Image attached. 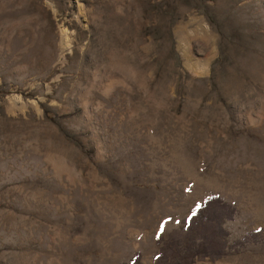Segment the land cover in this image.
Instances as JSON below:
<instances>
[{"label": "rangeland", "instance_id": "rangeland-1", "mask_svg": "<svg viewBox=\"0 0 264 264\" xmlns=\"http://www.w3.org/2000/svg\"><path fill=\"white\" fill-rule=\"evenodd\" d=\"M0 264H264V0H0Z\"/></svg>", "mask_w": 264, "mask_h": 264}, {"label": "trees", "instance_id": "trees-1", "mask_svg": "<svg viewBox=\"0 0 264 264\" xmlns=\"http://www.w3.org/2000/svg\"><path fill=\"white\" fill-rule=\"evenodd\" d=\"M214 196H212V197H210V198H207V199H205V201L203 202V204L199 207V208H197V211L200 213V211L201 210H208V209H210V208H213V204H212V202H213V200H214ZM211 204H212V207H211ZM213 212V210L211 211V213ZM197 217V216H196ZM192 219V218H191ZM193 220H194V218H193ZM191 224V222L190 223H188V225H190ZM210 245H211V241H210ZM212 247H211V250L212 251H209L208 252V250L207 251H205L204 252V254H210L211 252H212V254L211 255H217V256H221V255H223V254H225V251L224 250H222V248H221V246L220 245H218L217 244V242L215 241V239L214 240H212ZM132 263V262H131Z\"/></svg>", "mask_w": 264, "mask_h": 264}, {"label": "bare ground", "instance_id": "bare-ground-1", "mask_svg": "<svg viewBox=\"0 0 264 264\" xmlns=\"http://www.w3.org/2000/svg\"><path fill=\"white\" fill-rule=\"evenodd\" d=\"M204 66V65H203ZM202 68V67H201Z\"/></svg>", "mask_w": 264, "mask_h": 264}]
</instances>
